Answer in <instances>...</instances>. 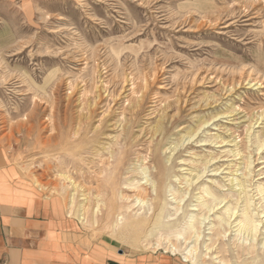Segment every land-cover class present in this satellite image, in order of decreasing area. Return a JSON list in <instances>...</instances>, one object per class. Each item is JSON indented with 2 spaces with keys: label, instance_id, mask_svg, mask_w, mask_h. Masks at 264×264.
Listing matches in <instances>:
<instances>
[{
  "label": "rangeland",
  "instance_id": "obj_1",
  "mask_svg": "<svg viewBox=\"0 0 264 264\" xmlns=\"http://www.w3.org/2000/svg\"><path fill=\"white\" fill-rule=\"evenodd\" d=\"M263 83L264 0L0 1V151L129 253L264 264Z\"/></svg>",
  "mask_w": 264,
  "mask_h": 264
},
{
  "label": "crops",
  "instance_id": "obj_2",
  "mask_svg": "<svg viewBox=\"0 0 264 264\" xmlns=\"http://www.w3.org/2000/svg\"><path fill=\"white\" fill-rule=\"evenodd\" d=\"M168 257L95 238L67 213L63 198L41 192L0 151V264H186Z\"/></svg>",
  "mask_w": 264,
  "mask_h": 264
},
{
  "label": "bare ground",
  "instance_id": "obj_3",
  "mask_svg": "<svg viewBox=\"0 0 264 264\" xmlns=\"http://www.w3.org/2000/svg\"><path fill=\"white\" fill-rule=\"evenodd\" d=\"M259 79V78H258ZM261 81V80H260ZM264 84V83H263ZM140 91V90H139ZM50 93V92H49ZM141 93V92H140ZM135 94V93H134ZM139 94V93H138ZM143 95V94H142ZM141 95V96H142ZM143 97V96H142ZM142 99V98H141ZM140 101V100H139ZM35 103V102H34ZM140 103V102H139ZM34 105V104H33ZM136 106H137V104H136ZM55 109V108H54ZM132 109V108H131ZM53 111V110H52ZM52 113V112H51ZM167 113V112H166ZM105 114V113H104ZM125 114V113H124ZM89 115V114H88ZM126 117H127V115H126ZM123 118H124V116H123ZM128 118V117H127ZM128 122V121H127ZM160 124H164V123H160ZM160 127H161V125H160ZM158 130H159V128H158ZM146 133V132H145ZM139 134V133H138ZM153 134V133H152ZM132 135V134H131ZM145 135V134H144ZM138 138V137H137ZM69 139V138H68ZM109 139V138H108ZM110 142V141H109ZM150 150V149H149ZM90 154V153H89ZM145 154V153H144ZM105 157V156H104ZM136 159V158H135ZM103 161V160H102ZM137 161V160H136ZM151 162V161H150ZM99 165H100V163H99ZM147 165H148V163H147ZM142 171V170H141ZM81 173V172H80ZM63 175H65L64 177V179L66 180V173L65 174H63ZM127 175V174H126ZM143 175V174H142ZM68 176V175H67ZM61 177H63V176H61ZM96 178V177H95ZM51 179V178H50ZM67 179H69V180H72V179H70L69 177L67 178ZM152 182H153V180H152ZM72 183V182H71ZM142 183V182H141ZM64 185V184H63ZM90 186H91V184H90ZM124 186V185H123ZM132 186V185H131ZM85 187V186H84ZM133 187V186H132ZM135 187V186H134ZM74 188V187H73ZM89 188V187H88ZM142 188H144V187H142ZM145 189V188H144ZM175 191V190H174ZM57 192V191H56ZM207 192V191H206ZM134 193V192H133ZM97 194V193H96ZM70 197H71V195H70ZM82 197V196H81ZM127 197V196H126ZM130 198V197H129ZM72 203H70L69 201H68V203H70V206H68L69 207V209H71L72 210V208H73V206H74V203H75V200H76V198H75V196H72ZM88 200V199H87ZM138 200H139V198H138ZM138 200H137V202H138ZM90 201V200H89ZM141 201V200H140ZM104 202V201H103ZM102 202V203H103ZM144 202V201H143ZM97 203V202H96ZM65 204V203H64ZM83 205V204H82ZM81 205V206H82ZM103 205V204H102ZM101 203H100V201H98V203L96 204V211H98L100 208H101ZM117 205V204H116ZM132 205V204H131ZM133 206V205H132ZM144 206V205H143ZM151 207V206H150ZM95 208V207H94ZM128 208H130V207H128ZM83 212L81 213V212H78L77 211V215H79V219L82 221V223H87V222H89V221H91L93 224H94V221L93 220H91V219H88V215H87V207L86 208H84V206H83ZM114 210V209H113ZM125 210V209H124ZM100 211V210H99ZM128 211H129V209H128ZM127 211V212H128ZM115 212V211H114ZM136 212H137V210H136ZM142 212V211H141ZM134 213V212H133ZM96 215H97V213H96ZM117 215V214H116ZM120 215H121V213H120ZM119 215V217H118V221H117V224H116V226H118V224L119 223H121V221L123 220V215H124V213H123V215H121L120 216ZM126 216H127V213H126ZM148 217V216H147ZM160 218V217H159ZM161 218H162V216H161ZM133 219V218H132ZM135 220V219H134ZM144 220V219H143ZM148 220V219H147ZM157 220V219H156ZM123 221H126V220H123ZM130 221V220H129ZM142 221V220H141ZM145 221H146V219H145ZM162 221V220H161ZM128 222V221H127ZM126 222V223H127ZM225 222V221H224ZM116 223V222H115ZM129 223H132L131 221L129 222ZM144 222H142V224H143ZM162 223V222H161ZM254 222H248V223H246V225L244 226V231H245V233H247L248 235H252V236H255V232H256V225H255V223L253 224ZM114 224V223H113ZM137 224H138V222H137ZM146 224V223H145ZM152 224V223H151ZM154 224V223H153ZM128 225H130V226H132V224H128ZM155 225V224H154ZM153 225V226H154ZM194 225V224H193ZM139 227V226H138ZM242 227V226H241ZM127 228V227H126ZM137 229V228H136ZM179 229V228H178ZM182 229V228H181ZM117 230V229H116ZM195 230V229H194ZM242 230V229H241ZM200 230H198V232H199ZM166 232V231H165ZM138 233V232H137ZM150 233V232H149ZM193 233V232H192ZM178 234H180V233H178ZM195 234V233H194ZM200 234V233H199ZM151 235V234H150ZM163 235V234H162ZM141 236V235H140ZM136 237V236H135ZM161 237V236H160ZM159 237V238H160ZM163 237V236H162ZM178 238V237H177ZM197 238V237H196ZM216 238V237H215ZM249 238H250V236H249ZM148 239V238H147ZM170 239V238H169ZM176 239V238H175ZM254 239V238H253ZM135 240V239H134ZM159 240V239H158ZM177 240V239H176ZM167 241V240H166ZM175 242H177V241H175ZM153 244V243H152ZM160 244H162V243H160ZM183 245V244H182ZM197 245V244H196ZM167 246V245H166ZM163 248H165V247H163ZM167 248L168 249H170L171 251H172V253L173 252H176V251H178L179 250V247H177L175 244H172V243H169L168 244V246H167ZM193 248H194V246H193ZM192 247L187 251V253H186V256H185V258L186 259H191L193 262H195L196 263V256H194V249H193ZM166 249V248H165ZM251 249V248H250ZM185 250V249H184ZM174 254V253H173ZM195 257V258H194ZM203 258V257H202ZM229 260V259H228ZM192 261H191V263H192ZM231 263V262H230Z\"/></svg>",
  "mask_w": 264,
  "mask_h": 264
}]
</instances>
